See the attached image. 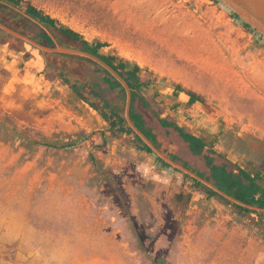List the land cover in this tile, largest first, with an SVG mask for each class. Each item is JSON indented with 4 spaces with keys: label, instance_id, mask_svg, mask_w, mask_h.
I'll use <instances>...</instances> for the list:
<instances>
[{
    "label": "rangeland",
    "instance_id": "374dc122",
    "mask_svg": "<svg viewBox=\"0 0 264 264\" xmlns=\"http://www.w3.org/2000/svg\"><path fill=\"white\" fill-rule=\"evenodd\" d=\"M30 1L87 41L106 43L102 53L136 64L155 83L144 90L150 107L214 141L223 156H213L216 165L264 173V38L219 1ZM0 20L29 38L37 33L1 12ZM60 69L118 102L101 73L1 38L0 264H264L257 214L207 198L182 172L138 150L133 135L113 137L62 82ZM176 85L205 103L187 107L185 94L173 95ZM83 95L94 101L88 90ZM134 109L160 150L209 175L176 132L161 127L149 109ZM29 140L74 145L50 149Z\"/></svg>",
    "mask_w": 264,
    "mask_h": 264
},
{
    "label": "trees",
    "instance_id": "16d2710c",
    "mask_svg": "<svg viewBox=\"0 0 264 264\" xmlns=\"http://www.w3.org/2000/svg\"><path fill=\"white\" fill-rule=\"evenodd\" d=\"M0 1L16 7L17 9L25 13L27 16L33 18L38 23L43 25L54 35V37L59 41L60 45L74 47L75 49H79L84 52L93 54L94 56L98 57L106 64H108L113 70H115L126 81L129 88L131 89L130 118L132 122L146 136L147 139H149L158 149H160L156 134L153 132L152 129L146 126L145 120L138 113H136L134 109L135 104H139L140 107L143 109H150V104L145 98L144 90H148L151 86L155 85L153 81L145 80L140 76V68L136 64H130L129 62L119 59L112 55L102 54L101 50L107 46L106 43L87 41L78 32L65 26L59 20L43 13L40 9L34 6L30 0ZM214 1L218 2V0ZM0 12L4 14L5 17L10 18L13 23L25 22L27 23V27L31 25L35 26V28L37 29V33L34 36H30V38H33L39 44L49 47H52L54 45L53 40L45 32H43L38 26L34 25L28 19L14 12L12 9L4 5H0ZM231 14L234 18L239 19L235 14ZM0 22L4 24V21L0 20ZM244 25L250 29L248 25ZM8 27L13 29L11 25H8ZM3 37L15 38L4 32L3 30H0V40ZM58 56L63 59L78 61L82 65L87 67L89 70H91L94 74H102V82L107 86L108 90L114 94L115 98L118 101L115 104H113L109 99L104 98L102 96L103 91L99 89V87L95 84L80 85L81 83H73L72 81H70L71 75L67 71L63 69H60L58 71V75L61 78L62 82L68 85L81 101H83L94 111H96L101 116V118L107 123V131H109L113 137L117 138L123 134L133 135L135 139L136 148L138 150L144 151L148 154L152 153V151L128 127L122 115V107L124 106L125 99V92L122 86L108 72L104 71L92 62L65 55ZM86 82L87 81H85V83ZM84 89L88 90L90 97L94 99V101H91L90 98L85 97L83 95ZM180 93H183L188 97V100L186 102L187 107H191L195 103H205V98L203 95L198 94L194 91L185 90L179 85H176L173 88V95L178 96V94ZM151 113L155 118H157V121L161 127L171 129L178 134L182 141L187 144L188 149L192 155L203 158L204 164L209 171V175L205 177L200 173L189 169L184 164H182V166L194 172L206 181L211 182L217 189L227 194L228 196L238 200L239 202L250 207L264 209V173L262 169L240 167L235 164L232 165L230 162L227 161L224 164L216 165L214 163L213 156L217 155L219 158H223V156L218 154L215 150L214 141H206L202 137H198L187 132L183 127L179 126L175 122L159 118L157 113L152 110ZM30 145H39L50 149H65L73 146L74 144L58 145L55 143H50L48 141L38 142L34 140H29V146ZM104 145L105 141L103 140L102 145L99 146V148H103ZM163 152L166 153L165 151ZM167 155L171 160L178 162V160L174 156H171L169 154ZM89 157L92 167L97 171H101L98 160L93 155H90ZM156 160L161 164L162 167H170L161 159L156 158ZM229 166H231L232 168H229ZM184 177L190 179L192 181V185L195 188L202 190L207 198H217L227 204H232L231 202L219 196L215 191L204 186L200 182L190 178L187 175H184ZM113 193L115 192L113 191ZM232 205L242 215H248L251 213L257 214L261 225L264 227V212H256L235 204Z\"/></svg>",
    "mask_w": 264,
    "mask_h": 264
},
{
    "label": "water",
    "instance_id": "95a60500",
    "mask_svg": "<svg viewBox=\"0 0 264 264\" xmlns=\"http://www.w3.org/2000/svg\"><path fill=\"white\" fill-rule=\"evenodd\" d=\"M218 1L221 4H223L231 13L235 14L244 24L248 25L253 31H255L262 38H264V0H218ZM0 5H4L12 9L14 12L20 14L24 18L28 19L29 21L37 25L43 32H45L53 40L54 45L52 47L41 45L38 42H36L34 39L24 36L19 32H16L15 30H12L11 28H9L8 26H6L1 22H0V30H3L7 34L23 41L24 43L30 45L31 47H34L35 49L39 50L44 54L65 55L70 57H76L82 60H87L89 62L96 64L104 71L108 72L124 89L125 92L124 119L128 127L152 151V153L157 158L161 159L170 167L182 172L184 175H187L190 178L200 182L204 186L212 189L219 196L228 200L232 204L238 205L240 207L248 208L256 212H264V209L250 207L223 193L222 191L217 189L211 182H208L205 179L199 177L197 174L185 168L178 162L171 160L166 153L158 149L149 139H147L146 136L134 125V123L130 118L131 89L129 88L126 81L108 64H106L104 61L94 56L93 54L84 52L79 49H75L74 47L63 46L56 43L54 38L52 37L51 32L43 25L38 23L36 20L27 16L25 13H23L22 11H20L19 9H17L12 5H9L2 1H0Z\"/></svg>",
    "mask_w": 264,
    "mask_h": 264
},
{
    "label": "crops",
    "instance_id": "0c3cea01",
    "mask_svg": "<svg viewBox=\"0 0 264 264\" xmlns=\"http://www.w3.org/2000/svg\"><path fill=\"white\" fill-rule=\"evenodd\" d=\"M102 53V52H101ZM102 54H104V55H106V53H102ZM186 96V95H185ZM187 97V96H186ZM187 100H188V97H187ZM150 104V103H149ZM91 108V107H90ZM92 109V108H91ZM143 109V108H142ZM150 111L152 110V111H154L151 107H150V109H149ZM155 112V111H154ZM137 113V112H136ZM139 114V113H138ZM140 115V114H139ZM141 116V115H140ZM142 117V116H141ZM143 118V117H142ZM144 119V118H143ZM166 129V128H165ZM178 135V134H177Z\"/></svg>",
    "mask_w": 264,
    "mask_h": 264
}]
</instances>
